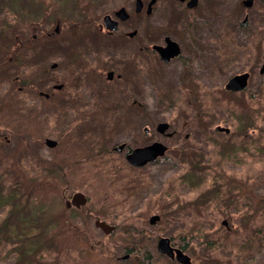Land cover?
<instances>
[{"label":"rangeland","instance_id":"rangeland-1","mask_svg":"<svg viewBox=\"0 0 264 264\" xmlns=\"http://www.w3.org/2000/svg\"><path fill=\"white\" fill-rule=\"evenodd\" d=\"M4 1L0 199L10 196L0 206V264H137L135 253L154 255L157 238L168 237L185 244L190 264H264V90L257 92L253 83L252 99L221 90L216 105L207 95L188 106L173 96L168 106L166 96L120 95L116 84L104 83L108 97L101 99L94 83L104 76H87L90 71L80 68L85 60L78 58L99 39L95 27L73 26L85 25V18L101 25L105 14L130 0H70L44 14L37 9L41 0H34L37 14L29 10L27 17ZM218 23L222 30L232 25L226 16ZM20 77L30 85L21 86ZM60 83L63 89L55 92L53 85ZM49 92L46 100L43 93ZM131 97L143 106L131 107ZM244 117L249 127L241 133L237 126ZM154 121H164L174 133L161 139L162 163L132 168L116 148L122 142L132 149L148 144L155 135H146L144 127L153 131ZM46 139L56 144L47 147ZM220 151L236 156L222 157ZM56 167L61 178L55 183ZM186 175L194 180L187 184ZM76 192L88 198L90 217L64 206ZM41 206L45 213L38 212ZM153 215L159 218L150 224ZM96 220L113 230L104 233ZM31 238L36 244L30 250Z\"/></svg>","mask_w":264,"mask_h":264},{"label":"flooded vegetation","instance_id":"flooded-vegetation-1","mask_svg":"<svg viewBox=\"0 0 264 264\" xmlns=\"http://www.w3.org/2000/svg\"><path fill=\"white\" fill-rule=\"evenodd\" d=\"M2 1L4 0H0ZM69 1L41 0L38 8L35 7L34 0H5L4 4L9 9L18 11L21 17H27L29 10L35 13L38 9L44 14L53 4L55 8L56 6L59 8L60 4L65 6ZM121 8L127 13V18L124 20L115 16V12ZM85 10L87 13L88 8ZM105 15H109L116 22L111 30L104 24L93 25L91 18H85V25L77 23L73 26L79 31L95 27L97 34L95 37L99 39L91 41V50L86 51L85 55L79 54L78 58L83 57L85 60L86 65L80 68L90 71H86L87 76L94 77L98 76L97 74L104 76L101 81L94 83H99L96 84L94 93L97 92L101 99L108 97V94L103 92L104 83L116 84L120 95L135 96L151 91V94L168 97L167 103L174 102L173 96H180V102L187 106L189 101L201 102L206 95L209 101L216 105L219 102L215 96L219 95L221 90L229 97L245 95L250 98L253 83L257 92L264 90V0H130L128 4L121 3L111 13ZM225 16L231 21L232 25L228 28L230 30L227 28L222 30L218 23L221 17ZM256 35L260 40L253 39ZM108 73H111L110 76ZM78 74L81 76L83 73ZM222 75L223 85H221ZM240 75H245V86L239 90L227 89L228 80ZM60 85L62 87L55 92L63 89V84ZM51 93H47V96L43 93V97L51 100ZM169 105L172 103H168ZM142 106L141 101L131 97V107L140 109ZM161 123L165 122L154 121L153 131L144 127L146 135L149 137L155 135V138L148 144L142 145L143 147L156 142L162 143V138H171L174 135L168 132L167 123L165 130L160 131L158 125ZM238 123L237 127L241 133L243 129L249 127L245 117L240 118ZM217 132L228 134L225 131ZM120 144L122 147L120 150L116 149V152L122 153L127 161L126 156L134 148L124 142ZM219 155L228 158V156H236V153L233 151V153L221 154L220 151ZM162 156L141 167L128 164L138 170L144 169L148 164H161ZM60 170L58 167L52 170L55 183L57 180L60 181ZM192 178L187 176L183 181L188 184L189 181L194 180ZM131 180L132 177L128 178L127 183ZM216 181L220 185L217 190L220 193V189L224 186L222 174L216 177ZM252 186L251 184L247 202H252ZM7 193L5 197L8 196ZM71 197L72 195L67 198L68 201ZM262 199L263 196L257 197V203ZM66 201L65 199L64 206L67 209L84 211L87 216L91 215L85 208L87 197L85 204L80 206H67ZM25 207L27 206H22L21 210L24 215L25 212L28 214V207ZM43 208L41 206L38 212L45 213L46 210ZM260 209V215L264 216V206ZM168 238L173 250L171 257L158 251L157 238L154 255L149 250H144L141 257L135 253L132 260L140 262L137 264H182L176 259L174 250H180L187 255L185 244H176L173 238ZM142 261L145 263H141Z\"/></svg>","mask_w":264,"mask_h":264},{"label":"water","instance_id":"water-1","mask_svg":"<svg viewBox=\"0 0 264 264\" xmlns=\"http://www.w3.org/2000/svg\"><path fill=\"white\" fill-rule=\"evenodd\" d=\"M153 1V0H151ZM115 16L119 18L120 20H124L127 18V13L124 11L123 8L117 10L115 12ZM103 24L106 26L107 29H113L114 25L116 22L109 16L105 15L102 18ZM56 64H52L51 68H55ZM111 73H108V76H110ZM245 75H240V76H235L228 80L226 83V88L230 90H239L245 86ZM62 85L60 84H55L53 85V88L55 89H60ZM165 123H161L158 125V129L160 131L165 130L166 128ZM216 131H225L226 133L228 132V129L226 128H220L216 127ZM45 144L47 147H53L56 142L54 140L46 139ZM122 146L117 147V150H120ZM166 150V147L162 145L159 142L150 144L148 146L140 147V148H135L132 150L130 154L126 156V160L129 164L135 167H141L145 165L147 162L153 161L156 157L162 156ZM86 202V197L80 193L76 192L72 195L71 200L66 202L67 206L74 205V206H80L84 205ZM157 215H153L149 218V223L153 224L156 220H158ZM95 225L98 226L104 233H109L113 230V226L107 225L105 222L96 220ZM157 249L160 253L166 254L168 256L173 255V250L169 245V239L167 238H160L157 243ZM176 253V259L182 263V264H190L189 257L185 254H183L180 250H174Z\"/></svg>","mask_w":264,"mask_h":264},{"label":"trees","instance_id":"trees-1","mask_svg":"<svg viewBox=\"0 0 264 264\" xmlns=\"http://www.w3.org/2000/svg\"><path fill=\"white\" fill-rule=\"evenodd\" d=\"M29 53H30V52H28V55H29ZM28 55H27V56H28ZM21 65H22V64H21ZM19 67H20V66H19ZM16 69H17V68H16ZM20 79H21V84H20L21 86L24 87L25 85L29 84V82H28L27 79H25V78H21V77H20ZM29 85H30V84H29ZM192 166H194V165H192ZM195 166H196V165H195ZM191 177H192V176H191ZM193 185H194V184H192L191 187H193ZM12 191H13V190H12ZM13 193H14V192H13ZM7 195H8V193H7ZM15 195H16V193H14V197H15ZM17 195H18V194H17ZM17 195H16V196H17ZM8 196H10V195H8ZM14 197H12V198L15 199ZM5 198H6V200H7L9 197H5ZM5 198L2 197V199H0V206L4 204V203H2V202L5 201ZM18 198H19V197H18ZM18 198H17V199H18ZM1 201H2V202H1ZM14 232H15L14 229H12V233H14ZM22 232H23V234H24V230H23ZM32 240H33V238H31V239L28 240V243H29L28 246L30 247V250L32 249L31 246L34 247L35 244H36V243H34ZM34 241H35V240H34ZM207 245H208V244H207ZM209 245H210V244H209ZM17 250H18V249H17ZM30 250H29V251H30ZM21 256H22V255H19V256L17 255L18 258L21 257ZM141 263H144V262L142 261Z\"/></svg>","mask_w":264,"mask_h":264}]
</instances>
